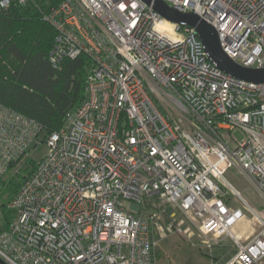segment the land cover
<instances>
[{"label": "built area", "instance_id": "1", "mask_svg": "<svg viewBox=\"0 0 264 264\" xmlns=\"http://www.w3.org/2000/svg\"><path fill=\"white\" fill-rule=\"evenodd\" d=\"M165 1L210 22L234 61L264 67V0ZM44 16L55 66L87 56L85 96L50 132L0 103V177L43 147L10 201L0 264H154V230L190 224L209 247L233 238L211 264H264V82L220 68L195 27L143 0H60ZM236 195L259 223L243 240Z\"/></svg>", "mask_w": 264, "mask_h": 264}, {"label": "trees", "instance_id": "2", "mask_svg": "<svg viewBox=\"0 0 264 264\" xmlns=\"http://www.w3.org/2000/svg\"><path fill=\"white\" fill-rule=\"evenodd\" d=\"M60 0H34L0 5V103L41 121L47 132L60 128L68 110L85 96L88 58L65 57L58 66L50 60L56 29L45 11ZM28 159L26 174L0 177V231L14 216L9 205L35 166Z\"/></svg>", "mask_w": 264, "mask_h": 264}, {"label": "rangeland", "instance_id": "3", "mask_svg": "<svg viewBox=\"0 0 264 264\" xmlns=\"http://www.w3.org/2000/svg\"><path fill=\"white\" fill-rule=\"evenodd\" d=\"M43 150V147H42ZM40 149L34 150L28 159H39L41 155ZM17 163L11 169L10 173L26 174L25 167L29 164L27 161ZM29 175V174H28ZM227 176L232 180L234 185L240 189L244 197L256 208H261V198L257 191L242 176L230 170ZM10 205V203H9ZM232 205L244 209L245 215L238 219L233 225V231L239 232L242 240L254 230L259 228V223L253 213L244 207V202L236 195L233 198ZM148 210H152L148 208ZM3 213L0 212V221H2ZM190 223V222H188ZM191 233L183 231H173L165 233L162 237L154 230L152 237L156 244L154 245V264H211L214 260L221 261L230 257L236 250L233 238L228 234L219 243H215L209 247L205 243L195 226L190 224Z\"/></svg>", "mask_w": 264, "mask_h": 264}, {"label": "water", "instance_id": "4", "mask_svg": "<svg viewBox=\"0 0 264 264\" xmlns=\"http://www.w3.org/2000/svg\"><path fill=\"white\" fill-rule=\"evenodd\" d=\"M152 6L167 19L185 23L195 27L202 39L209 57L220 68L239 78L264 82V67L244 66L234 61L221 47L216 28L195 11L182 12L171 7L165 0H143ZM0 260H2L0 258Z\"/></svg>", "mask_w": 264, "mask_h": 264}, {"label": "bare ground", "instance_id": "5", "mask_svg": "<svg viewBox=\"0 0 264 264\" xmlns=\"http://www.w3.org/2000/svg\"><path fill=\"white\" fill-rule=\"evenodd\" d=\"M168 25V27H171V25L170 24H167Z\"/></svg>", "mask_w": 264, "mask_h": 264}]
</instances>
